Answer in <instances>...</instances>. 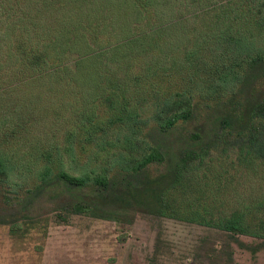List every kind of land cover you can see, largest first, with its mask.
I'll use <instances>...</instances> for the list:
<instances>
[{
	"label": "trees",
	"instance_id": "16d2710c",
	"mask_svg": "<svg viewBox=\"0 0 264 264\" xmlns=\"http://www.w3.org/2000/svg\"><path fill=\"white\" fill-rule=\"evenodd\" d=\"M155 4L0 0V215L150 212L264 248V0L193 13L184 43Z\"/></svg>",
	"mask_w": 264,
	"mask_h": 264
},
{
	"label": "rangeland",
	"instance_id": "374dc122",
	"mask_svg": "<svg viewBox=\"0 0 264 264\" xmlns=\"http://www.w3.org/2000/svg\"><path fill=\"white\" fill-rule=\"evenodd\" d=\"M155 1L156 22L165 24L171 41L184 43L193 13L227 0H195L189 5L183 4L186 0ZM179 18L187 20L176 22ZM36 102L34 107L45 105ZM164 169L153 167L151 174L159 176ZM235 179L230 204L239 191L246 190L247 198L256 195L258 179ZM58 214L56 207L41 205L27 217L0 215V264H264V248L241 247L224 231L176 218L138 212L133 220L75 214L61 220ZM238 239L254 244L248 236Z\"/></svg>",
	"mask_w": 264,
	"mask_h": 264
}]
</instances>
